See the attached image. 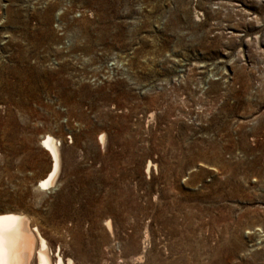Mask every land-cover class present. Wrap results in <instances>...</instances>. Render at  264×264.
Listing matches in <instances>:
<instances>
[{"label":"rangeland","instance_id":"374dc122","mask_svg":"<svg viewBox=\"0 0 264 264\" xmlns=\"http://www.w3.org/2000/svg\"><path fill=\"white\" fill-rule=\"evenodd\" d=\"M44 132L61 167L39 190ZM19 211L98 264H264V0H0Z\"/></svg>","mask_w":264,"mask_h":264},{"label":"bare ground","instance_id":"6f19581e","mask_svg":"<svg viewBox=\"0 0 264 264\" xmlns=\"http://www.w3.org/2000/svg\"><path fill=\"white\" fill-rule=\"evenodd\" d=\"M104 139V134H100L99 140L102 144ZM61 146L59 139L52 133L42 134L39 147L47 152L50 166L47 172L38 178L37 189L47 190L56 185L61 167ZM153 166L148 161L146 173ZM102 223L103 234L115 240L116 232L111 219L106 217ZM57 233L48 229L38 218L26 213L20 211L0 213V264H98L99 260L97 261L95 257L87 259L69 243L57 238ZM77 247L80 248L79 242ZM136 257L135 260H139L141 256Z\"/></svg>","mask_w":264,"mask_h":264}]
</instances>
